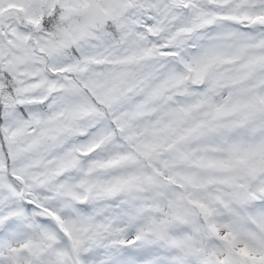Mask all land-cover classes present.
I'll return each mask as SVG.
<instances>
[{"label":"snow or ice","instance_id":"obj_1","mask_svg":"<svg viewBox=\"0 0 264 264\" xmlns=\"http://www.w3.org/2000/svg\"><path fill=\"white\" fill-rule=\"evenodd\" d=\"M0 264H264V0H0Z\"/></svg>","mask_w":264,"mask_h":264}]
</instances>
